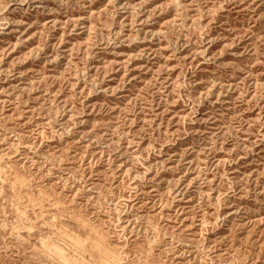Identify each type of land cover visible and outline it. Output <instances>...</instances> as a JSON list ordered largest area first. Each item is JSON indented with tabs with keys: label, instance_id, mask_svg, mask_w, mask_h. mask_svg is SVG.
I'll return each instance as SVG.
<instances>
[{
	"label": "rangeland",
	"instance_id": "obj_1",
	"mask_svg": "<svg viewBox=\"0 0 264 264\" xmlns=\"http://www.w3.org/2000/svg\"><path fill=\"white\" fill-rule=\"evenodd\" d=\"M0 264H264V0H0Z\"/></svg>",
	"mask_w": 264,
	"mask_h": 264
},
{
	"label": "bare ground",
	"instance_id": "obj_2",
	"mask_svg": "<svg viewBox=\"0 0 264 264\" xmlns=\"http://www.w3.org/2000/svg\"><path fill=\"white\" fill-rule=\"evenodd\" d=\"M179 5H180V4H179ZM44 209H45V208H44ZM77 223H78V222H77ZM106 251H107V250H106ZM110 252H111V251H110ZM107 254H108V253H107ZM107 254H105V255H107ZM113 254H114V253H113ZM61 255H62V253H61ZM110 256H111V255L109 254V257H110ZM110 258H111L112 260L115 259L114 256H111ZM102 260H103V259H102ZM116 260H117V259H116ZM104 261H105V260H104ZM119 262H120V261H119Z\"/></svg>",
	"mask_w": 264,
	"mask_h": 264
}]
</instances>
